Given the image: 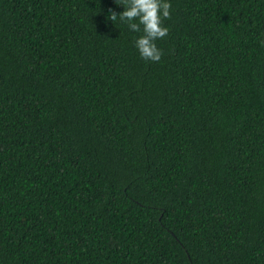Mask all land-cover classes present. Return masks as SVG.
<instances>
[{"label":"trees","instance_id":"obj_1","mask_svg":"<svg viewBox=\"0 0 264 264\" xmlns=\"http://www.w3.org/2000/svg\"><path fill=\"white\" fill-rule=\"evenodd\" d=\"M109 9L0 0V264H264V0Z\"/></svg>","mask_w":264,"mask_h":264},{"label":"clouds","instance_id":"obj_2","mask_svg":"<svg viewBox=\"0 0 264 264\" xmlns=\"http://www.w3.org/2000/svg\"><path fill=\"white\" fill-rule=\"evenodd\" d=\"M122 5L119 13L109 9V18L117 16L127 22L129 29L141 33L134 39V47L145 60L158 61L161 51L156 45L157 38L164 37L168 28L162 23L170 15L171 0H114Z\"/></svg>","mask_w":264,"mask_h":264}]
</instances>
